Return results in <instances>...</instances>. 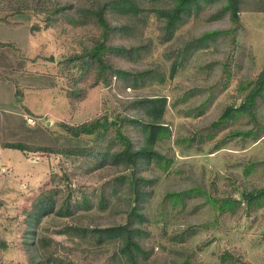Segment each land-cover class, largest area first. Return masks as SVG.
Here are the masks:
<instances>
[{"label": "rangeland", "instance_id": "rangeland-1", "mask_svg": "<svg viewBox=\"0 0 264 264\" xmlns=\"http://www.w3.org/2000/svg\"><path fill=\"white\" fill-rule=\"evenodd\" d=\"M103 1L0 0V21L29 26V41L19 45L25 55L28 53L24 58L31 63V78L40 80V86L46 85L26 92L24 88L18 89L14 105L20 108L23 103V110L24 106L32 108L39 115L37 124L26 125L22 134L7 141L2 137H7L8 132L0 130V145L19 142L59 149L86 148L91 142L69 136L62 124L77 125L105 116L112 119L118 114L134 116L135 111L126 104L128 101L166 96L169 106L165 121L170 125L172 138L160 143L159 148L174 161L169 172L153 165L145 173L156 179L155 195L147 209L152 219L148 245L154 247L156 264H164L165 256L177 255L174 250L182 246L186 255L192 254L199 264H224L221 256L225 251L234 260L240 258L243 264H264V206L247 210L243 204L236 213L221 215L206 197L225 198L231 193L240 200L243 190L264 188V137L257 143L235 138L224 149L211 154L230 130L253 127L251 121L243 119L219 132L215 139L202 141L222 111L241 101L237 91L240 84L257 78L264 69V0H242L238 24L228 14L212 19L222 4L208 6L198 18L181 27L172 41L165 43L160 24L152 16L148 28L136 37L115 35L109 44H133L143 35V40L151 41V51L136 63L120 57L108 58V62L139 71L158 67L166 79L164 83L154 82L131 90L116 79L111 86L95 85V70L85 75L72 65V57L95 45L102 34V29L93 23L78 26L72 22L78 20L76 10ZM140 1L143 7H150V0ZM57 4L73 8L62 14L54 13ZM109 18L115 22L112 16ZM217 29L226 32L210 41L206 48L185 52L186 43ZM16 36L19 35L0 32V42ZM23 72L30 74L28 70ZM260 113L264 120V107ZM124 132L136 142L132 127H125ZM112 137L113 134L108 135L102 146ZM249 165L256 168L245 176ZM119 173L115 167L100 168L97 160L85 162L76 157L23 153L0 146V264H29L30 256L37 254L81 264H109L110 255L118 248L117 242L97 247L89 239L61 230L74 225L102 226L116 219L120 221L116 210L129 188L127 182L115 179ZM196 188L202 193H192L184 206L170 205L171 201L165 199L169 192ZM45 192L54 197L57 208L68 196L78 202L85 193L92 199L94 209H75L72 217L52 214L36 222L32 220V212ZM102 194L108 199L106 211L96 208ZM165 227L171 235L179 238L182 235L184 245L169 243L162 234ZM190 228L195 232L192 238L187 231ZM41 239L45 240L44 246ZM116 260L117 264H128L122 257Z\"/></svg>", "mask_w": 264, "mask_h": 264}, {"label": "trees", "instance_id": "trees-1", "mask_svg": "<svg viewBox=\"0 0 264 264\" xmlns=\"http://www.w3.org/2000/svg\"><path fill=\"white\" fill-rule=\"evenodd\" d=\"M150 7L145 8L140 0H105L96 4L79 6L76 14L78 20L76 25L85 26L93 23L102 29L100 39L91 48H86L84 53L72 57L74 67L83 74L92 70L96 71L95 85L104 84L111 86L113 80L122 81L128 89H140L148 84L164 83L165 77L158 67H149L139 71L134 69L115 66L106 59L120 57L126 61L138 62L150 53L152 43L143 40V35L137 37L138 42L121 45L114 42L108 43L117 34H124L123 37H136L146 30L152 17L160 24L161 39L163 43L172 41L176 32L185 26L192 19L199 17L200 13L208 6L222 4L219 11L212 15V19H220L228 14L231 21L238 24L242 11V0H150ZM72 5L57 4L54 13L62 14L72 9ZM20 12V11H19ZM112 16L115 22L110 20ZM152 16V17H151ZM151 17V18H150ZM74 24V25H75ZM226 31L217 29L206 31L201 36L194 38L184 45L185 52L199 47L206 48L210 41L217 39V36ZM136 35V36H135ZM4 47H12V44H1ZM184 57V55H183ZM175 64L173 65L174 69ZM175 71V69H174ZM241 101L234 102L227 106L219 118L210 125L211 131L202 141H211L218 133L227 130L240 120L251 121L253 127L250 129L230 130L224 138L220 139L212 149L211 154L220 151L235 138L250 140L253 143L259 142L264 137V120L261 119L260 109L264 107V69L257 78L240 84L238 87ZM18 93V92H17ZM21 102V101H19ZM127 106L135 111L134 116L116 115L110 119L105 116L100 119L91 120L77 125L62 124L67 134L78 139H86L91 145L86 148L59 149L47 146H30L25 143H5L1 145L4 149L20 150L23 153H39L69 156L81 158L85 162L98 161L100 168L115 167L120 171L115 179L120 182H127L129 190L126 192L123 203L117 208L120 219L110 221L104 225H74L61 230L62 233H72L83 239L91 240L97 247H102L110 242H117L118 248L109 257V264H117L116 259L122 257L128 264H156L157 255L154 254V247L148 242L151 239L152 231L149 224L152 219L148 214L149 203L155 195L153 189L156 184L154 177H149L146 171L155 165L162 172H169L174 159L163 154L160 150V143L172 138L170 125L166 123L165 117L168 110L166 96H150L130 100ZM200 114H195L197 118ZM125 127H132L136 131V142L124 132ZM111 141L102 146L108 135H112ZM250 166V165H249ZM247 166L244 175L248 176L255 168ZM143 171H145L143 173ZM234 184V183H233ZM237 188V186H235ZM235 188V189H236ZM58 192V191H57ZM56 192V193H57ZM194 192L202 193L199 188L180 192H169L165 195L170 205H186ZM70 195V194H68ZM217 198L206 196L207 201L221 215L236 213L237 209L245 204L247 210L258 209L264 206V188L245 189L240 194V200L232 197ZM81 201H72L68 196L62 201L60 208L56 207V200L49 193L41 195L39 204L32 212V220L39 222L49 215L72 217L76 210L92 211L94 204L92 199L85 193L81 194ZM96 208L100 211L108 209V199L104 194L100 195ZM164 208V207H163ZM250 214V211L247 213ZM165 217V211H163ZM30 227L32 224H29ZM39 225V224H36ZM31 229V228H29ZM168 228H163L162 234L169 243L184 245L183 236L171 235ZM190 238L194 237V230H187ZM34 233V232H33ZM186 240V239H185ZM45 240L41 239L44 246ZM164 246L162 245V250ZM177 255L165 256L164 264H199L193 260V255H186L185 248H176ZM225 264H236L241 262L240 258L234 260L232 254L225 251L221 256ZM81 264L66 261L65 259L37 254L30 256L29 264ZM245 264V263H244Z\"/></svg>", "mask_w": 264, "mask_h": 264}, {"label": "crops", "instance_id": "crops-1", "mask_svg": "<svg viewBox=\"0 0 264 264\" xmlns=\"http://www.w3.org/2000/svg\"><path fill=\"white\" fill-rule=\"evenodd\" d=\"M0 32L6 34L15 33L19 35L15 37L16 39L0 42V130L3 132H8L7 137H2L4 139L3 141H7L17 138L20 132L22 134L24 129H27L26 125H29L27 122L28 117L37 119V116H39L35 111L33 112L32 108L27 106H24L25 108L23 110V103L22 105L20 103V108L14 105L15 102H17L18 89L24 88L26 90L23 91L26 92L27 90L33 89L32 87H35V89H40L42 88L41 86L46 85L41 83L40 86V84L38 85L40 80H36L33 76L31 78V63L24 58L28 55V53L25 55L19 45L29 41V26L25 24L19 26L16 25L15 22L13 23V21L9 23L0 21ZM15 41H19L20 43H16ZM3 43L12 44L15 46V48H13L15 51L11 50L12 47L2 46L1 44ZM27 70L30 73L28 76L23 72ZM1 136L2 133L0 134V137ZM31 145L46 146L34 144ZM50 146L51 145H47V147Z\"/></svg>", "mask_w": 264, "mask_h": 264}, {"label": "built area", "instance_id": "built-area-1", "mask_svg": "<svg viewBox=\"0 0 264 264\" xmlns=\"http://www.w3.org/2000/svg\"><path fill=\"white\" fill-rule=\"evenodd\" d=\"M27 122L28 124L32 125V126H35L37 124V121L35 118H32V117H28L27 118Z\"/></svg>", "mask_w": 264, "mask_h": 264}]
</instances>
